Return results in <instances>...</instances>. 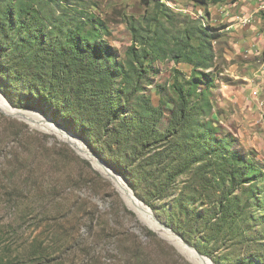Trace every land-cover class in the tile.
Segmentation results:
<instances>
[{
	"label": "rangeland",
	"instance_id": "1",
	"mask_svg": "<svg viewBox=\"0 0 264 264\" xmlns=\"http://www.w3.org/2000/svg\"><path fill=\"white\" fill-rule=\"evenodd\" d=\"M68 1L98 6L94 12L108 32L103 38L118 59L126 58L130 47H140L135 34L137 38L139 34L163 38L162 58L151 55L146 61L158 70H148L142 83L151 103L162 104L166 114L175 104L171 83L177 75L182 80L175 69L186 75L192 70L190 63L172 58L177 38L182 41L188 30L191 43L197 45L198 26L206 27L209 34L210 27L218 28L216 38L206 37L210 67L200 70L214 85L202 97L207 102V119L216 128L210 130L212 136L225 137L229 144L223 150L235 152L249 163L248 167L240 165L245 172L243 182L231 183L222 166L197 162L190 174L176 179L174 196L153 201L159 208L153 210L166 220L162 209H172L178 196L181 200L175 210L187 224L183 230L189 245L198 244L200 253L216 264H231L242 257L260 259L264 264V180L246 181L248 177L264 179V1L244 0L238 5L232 4L235 0L206 5L198 0ZM247 3L257 10L251 7L239 12ZM238 16L249 20L243 23ZM229 24L234 28H227ZM202 83L206 88L204 79ZM11 97L17 105H10L27 115L33 113L35 121L0 110V264H193L137 217L111 180L102 176L104 171H98L97 162H93L95 167L69 144L79 142L95 160L98 155L86 141L66 127L73 135L66 133L68 139H62L33 125L49 123L57 128L50 112ZM222 198L229 203L224 217L215 213ZM191 212L204 216L194 221ZM151 219L155 222L152 215ZM143 227L155 235L147 236Z\"/></svg>",
	"mask_w": 264,
	"mask_h": 264
},
{
	"label": "trees",
	"instance_id": "2",
	"mask_svg": "<svg viewBox=\"0 0 264 264\" xmlns=\"http://www.w3.org/2000/svg\"><path fill=\"white\" fill-rule=\"evenodd\" d=\"M198 1L206 5L221 0ZM81 4L72 5L68 0L1 1L0 90L10 102L17 105L13 96L22 105L50 112L54 122L86 141L152 209L158 208L155 199L174 196L176 179L190 174L197 162L222 166L223 175L231 183L243 182L245 172L240 165L248 167L249 163L237 153L223 150L229 144L225 137L212 136L210 130L216 128L207 119V102L202 97L214 85L200 70L210 67L206 37L216 38L218 28L210 27L209 34L206 27L198 26L197 45L191 43L188 30L182 41L177 38L172 58L190 63L192 70L186 75L175 69L182 80L177 75L171 83L175 104L166 114L162 104L151 103L142 83L148 70H158L146 61L151 55L162 58L163 38L140 34L137 38L135 34L140 47H130L126 58L118 59L103 38L108 32L94 12L98 6ZM202 79L206 88L201 86ZM14 84L17 88H12ZM250 180L264 179L248 177L246 181ZM179 200L175 197L172 209H162L167 218L161 220L184 238L187 224L179 220L175 210ZM217 207L215 213L226 216L227 198H222ZM190 215L194 221L204 216ZM142 231L147 236L155 235L146 227ZM193 246L202 252L198 244ZM231 264L263 263L242 257Z\"/></svg>",
	"mask_w": 264,
	"mask_h": 264
},
{
	"label": "bare ground",
	"instance_id": "3",
	"mask_svg": "<svg viewBox=\"0 0 264 264\" xmlns=\"http://www.w3.org/2000/svg\"><path fill=\"white\" fill-rule=\"evenodd\" d=\"M240 17L238 16L237 18H240ZM249 17H251V16H249ZM244 20H245V17H243V18L241 17L240 21L244 22ZM248 20L249 19L247 18V21ZM0 110H2L4 112H12L13 111V109L10 108V106L7 104L6 100L1 95H0ZM29 114L34 116L33 113H29ZM33 125L38 126V127L42 128L44 130L54 132L56 135H58L62 139H68L64 135V134H66L64 131L61 132L59 129H57L52 124H49V123H44V124L33 123ZM74 143L82 148V146H81V144L79 142L76 141ZM81 153H82L83 156L87 157V154L85 153V151L83 149L81 150ZM90 160L92 161V163L96 162L94 159H92V157H90ZM93 165H94V163H93ZM102 170L104 171L105 176H107V171L105 170V168H103L100 165V169H98V171L103 173ZM112 183L115 186V188L119 192H121V194H122L125 202L127 203V205L132 210H134L136 212L137 217L139 216L144 223H146L149 226H151L159 234H161L163 237H165L171 243H173L177 247V249L188 258L189 261H191L193 264H213L207 257L199 255L194 249L186 246L185 244H183V242H181L180 240L176 239L173 235H171L170 233L166 232L161 227H159V225H157L155 222H153L152 219H151V215H150L149 209L146 208V206L143 203H141L137 198H135V196L132 194V192L130 190H128L126 188V186H125V184L123 182H120L119 179H114V180L112 179Z\"/></svg>",
	"mask_w": 264,
	"mask_h": 264
},
{
	"label": "water",
	"instance_id": "4",
	"mask_svg": "<svg viewBox=\"0 0 264 264\" xmlns=\"http://www.w3.org/2000/svg\"><path fill=\"white\" fill-rule=\"evenodd\" d=\"M0 94L1 96L6 100L7 104L10 106V108L13 109L12 112H5L6 114H9L10 116H14V117H17L19 119H22V120H25V121H30V122H33L35 120H33V118L30 116V115H27V112L21 110V109H15L13 108L11 105H10V102L4 97V95L2 94L1 90H0ZM4 112V111H3ZM56 124V122H53ZM57 128H59L60 130L64 131L65 133L67 134H72L70 133L68 130H65L61 125L59 124H56ZM73 135V134H72ZM75 136V135H74ZM76 137V136H75ZM80 140V139H79ZM80 141H83V140H80ZM69 144L74 148V150L80 154L81 156L82 153H81V150L83 149L85 151V153L87 154V157L86 156H83L84 158H87L90 160V157H91V152L88 148H85V147H79L77 144H75L74 142L71 143V141L69 142ZM90 156V157H89ZM93 159V158H92ZM91 161V160H90ZM95 161L97 162V164L103 166L105 168V170L107 171V176L103 175L100 171V173L102 174V176L108 178L111 180L112 182V179H119L120 182H123L126 186V188L128 190H130L132 192V194L135 196V198H137L141 203H143L150 211V214L152 215L153 217V220L159 225V227H161L163 230H167L168 232H170L171 234H173L176 238H178L181 242H183V244H185L186 246L194 249L199 255L201 256H204V257H207L213 264H216L213 262V260L208 257V256H205L203 254H201L197 248L193 245H189V243H187L184 238L178 234V233H175L172 229L171 226H168L164 221H162L161 219L158 218V216L155 214V211L153 209H151L143 200H141L140 198H138L134 191L132 190V188L129 186L128 182L125 180V178L117 171H115L113 168H110L108 165L105 164V162H103V160L101 158H99L98 156L95 157ZM92 162V161H91ZM142 221V220H141ZM143 222V221H142ZM148 225V224H147ZM149 226V225H148ZM151 229H153L151 226H149ZM154 230V229H153ZM158 235H160L161 237H163L161 234H159L156 230H154ZM164 239H166L165 237H163ZM168 240V239H167Z\"/></svg>",
	"mask_w": 264,
	"mask_h": 264
},
{
	"label": "crops",
	"instance_id": "5",
	"mask_svg": "<svg viewBox=\"0 0 264 264\" xmlns=\"http://www.w3.org/2000/svg\"><path fill=\"white\" fill-rule=\"evenodd\" d=\"M242 1H244V0H235V1H233L232 2V4H235V5H238L239 3L241 4L242 3ZM257 7H258V1H257ZM256 5H252V3H247V4H245V5H241V8L239 9V12H242V11H244V10H246V11H248V10H250V8L251 7H256ZM253 8V10H255ZM257 10V9H256ZM255 10V11H256ZM233 12H232V15H231V18L230 19H232L233 18ZM231 27H233L234 28V26H233V24H229L228 26H227V28H231ZM247 40H246V42H250L249 40H248V38H246ZM254 51H257L256 49H254V50H252V49H249V51L248 52H254Z\"/></svg>",
	"mask_w": 264,
	"mask_h": 264
},
{
	"label": "built area",
	"instance_id": "6",
	"mask_svg": "<svg viewBox=\"0 0 264 264\" xmlns=\"http://www.w3.org/2000/svg\"><path fill=\"white\" fill-rule=\"evenodd\" d=\"M248 21H247V17H245V20H244V22L243 23H247Z\"/></svg>",
	"mask_w": 264,
	"mask_h": 264
}]
</instances>
